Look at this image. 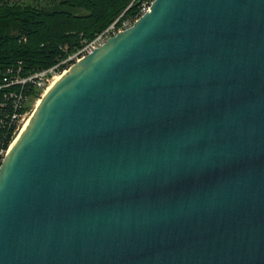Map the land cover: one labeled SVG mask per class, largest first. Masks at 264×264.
<instances>
[{
  "label": "water",
  "instance_id": "water-1",
  "mask_svg": "<svg viewBox=\"0 0 264 264\" xmlns=\"http://www.w3.org/2000/svg\"><path fill=\"white\" fill-rule=\"evenodd\" d=\"M0 264H264V0H152L73 63L0 164Z\"/></svg>",
  "mask_w": 264,
  "mask_h": 264
},
{
  "label": "trees",
  "instance_id": "trees-1",
  "mask_svg": "<svg viewBox=\"0 0 264 264\" xmlns=\"http://www.w3.org/2000/svg\"><path fill=\"white\" fill-rule=\"evenodd\" d=\"M151 1L0 0V82L9 68L19 67L25 76L56 65L115 20L135 19L142 4ZM38 97L34 92L33 99ZM13 129L0 124L3 147L12 140Z\"/></svg>",
  "mask_w": 264,
  "mask_h": 264
},
{
  "label": "built area",
  "instance_id": "built-area-1",
  "mask_svg": "<svg viewBox=\"0 0 264 264\" xmlns=\"http://www.w3.org/2000/svg\"><path fill=\"white\" fill-rule=\"evenodd\" d=\"M149 3H143L139 15L133 19L115 20L106 29L99 33L93 40L85 43L75 53L69 55L65 60L47 69L36 70L25 76H21L18 67L16 70L9 68L6 70L3 82H0V124L13 125V137L6 147L0 143V164L7 154L12 143L19 135V130L25 120V116L30 117L29 106L33 100V93L39 92L38 101L51 80L64 73L73 63L91 53L95 48L101 46L107 38L114 36L132 25L143 13L148 11ZM10 87H17L11 89ZM33 90L32 92L30 90Z\"/></svg>",
  "mask_w": 264,
  "mask_h": 264
},
{
  "label": "bare ground",
  "instance_id": "bare-ground-1",
  "mask_svg": "<svg viewBox=\"0 0 264 264\" xmlns=\"http://www.w3.org/2000/svg\"><path fill=\"white\" fill-rule=\"evenodd\" d=\"M63 74V73H62ZM61 74V75H62ZM61 75H57V76H55L52 80H51V82L49 83V85L46 87V89L44 90V92H43V94L54 84V82H56V80H58L59 78H60V76ZM39 102V100L38 101H36V104ZM35 104V105H36ZM29 119H30V117H28L26 120H24L23 121V124H22V126H21V128H20V130H19V134L22 132V130L25 128V126L27 125V123H28V121H29Z\"/></svg>",
  "mask_w": 264,
  "mask_h": 264
},
{
  "label": "rangeland",
  "instance_id": "rangeland-1",
  "mask_svg": "<svg viewBox=\"0 0 264 264\" xmlns=\"http://www.w3.org/2000/svg\"><path fill=\"white\" fill-rule=\"evenodd\" d=\"M35 104H36V101L33 99L32 102H31V104H30L31 108H30V110H29L28 113H30L34 109ZM28 116H25V120L28 118Z\"/></svg>",
  "mask_w": 264,
  "mask_h": 264
}]
</instances>
